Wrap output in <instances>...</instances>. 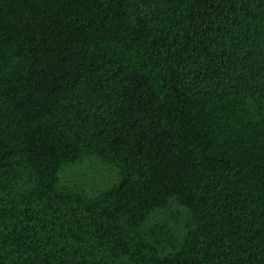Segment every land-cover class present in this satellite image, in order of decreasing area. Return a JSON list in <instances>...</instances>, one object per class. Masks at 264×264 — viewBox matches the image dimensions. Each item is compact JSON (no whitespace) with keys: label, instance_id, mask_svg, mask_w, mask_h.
<instances>
[{"label":"trees","instance_id":"16d2710c","mask_svg":"<svg viewBox=\"0 0 264 264\" xmlns=\"http://www.w3.org/2000/svg\"><path fill=\"white\" fill-rule=\"evenodd\" d=\"M0 264H264V0H0Z\"/></svg>","mask_w":264,"mask_h":264},{"label":"rangeland","instance_id":"374dc122","mask_svg":"<svg viewBox=\"0 0 264 264\" xmlns=\"http://www.w3.org/2000/svg\"><path fill=\"white\" fill-rule=\"evenodd\" d=\"M94 154L83 155L78 161L64 165L60 171V185L75 190L82 188L88 194H95L116 184L121 178L120 168ZM174 211H177L179 220L183 221L186 209L176 202L157 214L166 218L173 215Z\"/></svg>","mask_w":264,"mask_h":264}]
</instances>
